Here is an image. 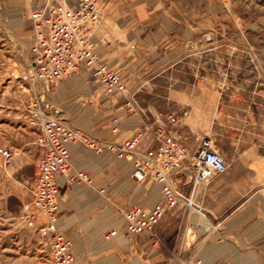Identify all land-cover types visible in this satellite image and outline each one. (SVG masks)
I'll use <instances>...</instances> for the list:
<instances>
[{
  "label": "rangeland",
  "instance_id": "obj_1",
  "mask_svg": "<svg viewBox=\"0 0 264 264\" xmlns=\"http://www.w3.org/2000/svg\"><path fill=\"white\" fill-rule=\"evenodd\" d=\"M69 1L0 0V149L13 153L6 165L0 158V264H54L49 244L39 236L40 222L30 226L23 220V208L34 200L41 159L35 146L38 131L30 125L28 106L36 105L39 115L57 119L102 142L120 144L141 137L138 152L156 146L160 135L175 136L180 126L196 128L194 133L201 142L211 140L213 151L225 161L227 171L216 175L211 184L197 188L195 205H199L196 195L205 193L213 195L206 202L214 206L230 205L225 200L226 192L212 190L227 188L232 180L252 179V190H264V0H98L101 22L95 36L101 41V57L122 77L126 97L106 96L91 73L81 74L85 85L73 88L67 87L71 85L66 80L32 79L30 16L45 4ZM125 98L134 100V111L114 109L119 99L125 103ZM128 116L138 118L134 132L132 127L120 126ZM115 118L120 122L117 134L112 133ZM199 145L186 147L185 182L191 181V157ZM77 149L85 160L82 163L73 158V168L87 170L92 157L111 168L131 171L128 162L115 156L113 159L108 152L97 155ZM121 188L118 216L104 231H121L133 207L148 208L156 203L153 194L159 187L151 181L137 183L132 176ZM110 191L103 198L110 199ZM240 191H250L249 185L243 183ZM243 204L244 199H240L230 208H205L206 214L215 212V228L202 225L200 231L224 234L219 243L236 244L241 252L252 249L264 253L259 242L243 240L240 246L239 241L231 240L244 230L243 226L234 229L243 217L238 211ZM178 209L196 213L193 209ZM194 209L201 212L197 206ZM257 212L259 218L264 217V210ZM160 225L153 233L130 239L127 247L113 246L128 254L114 264L177 263L178 256L168 257L161 252ZM182 228L190 234L194 231L186 224ZM112 243L105 242L109 248ZM202 243L206 244L199 241ZM73 249L77 264H99L104 258L97 251L88 255L86 248ZM201 262V254L191 261ZM219 264L239 263L221 259Z\"/></svg>",
  "mask_w": 264,
  "mask_h": 264
},
{
  "label": "built area",
  "instance_id": "obj_2",
  "mask_svg": "<svg viewBox=\"0 0 264 264\" xmlns=\"http://www.w3.org/2000/svg\"><path fill=\"white\" fill-rule=\"evenodd\" d=\"M98 0H76L64 4H45L36 8L30 20L33 27L31 46L32 71L35 81H64L83 73H91L102 86L106 96H124L127 89L122 77L104 62L93 38L101 22ZM127 112L135 110V102L125 98ZM36 105L28 106L30 125L38 131L35 146L41 152L37 166V183L34 200L23 208V220L30 226L40 222L39 236L49 244L54 264H77L72 242L61 232L60 213L61 182L90 184L85 172L72 166L71 148L79 147L97 155L108 152L117 159L131 164L133 179L137 183L153 182L159 187L162 200L152 208L133 207L125 217L124 227L103 233L105 242L120 234L130 238L153 233L169 212L178 208L194 209V195L201 185H209L214 177L227 171L225 161L213 151L211 140H203L192 153L191 193L183 192L180 178L185 172L188 149L172 135H160L158 144L145 152H138L141 137L120 144L102 142L98 138L70 128L63 122L39 115ZM112 133L117 134L119 120L112 119ZM174 120H172V123ZM0 158L6 165L13 153L0 149ZM111 185L99 188L100 195H107Z\"/></svg>",
  "mask_w": 264,
  "mask_h": 264
},
{
  "label": "crops",
  "instance_id": "obj_3",
  "mask_svg": "<svg viewBox=\"0 0 264 264\" xmlns=\"http://www.w3.org/2000/svg\"><path fill=\"white\" fill-rule=\"evenodd\" d=\"M93 41L102 55L101 41L96 38L95 35ZM82 77L83 76L80 75L66 80L71 86H67L66 83L65 88L66 86L73 88L85 85V80L83 81ZM68 93L70 94L71 92L69 91ZM123 103L124 100L119 99L118 106L114 105V109L123 110ZM128 117L121 120L120 126L122 129H127L126 126L132 127L131 132H134L133 128L136 129L138 126V118L135 116ZM129 124L131 126H129ZM194 129L196 130V128ZM194 129L191 126H180L177 129L175 136L186 147L190 144L198 145L201 141L199 135L194 133ZM77 148L78 147L71 148V160L73 161L74 158L76 161H82L83 163L85 158L79 156V150ZM85 151L94 153L89 150ZM109 155L114 159V155ZM91 159V164L87 167V170L74 168L76 171L85 172L90 175L92 180L90 185L82 183L81 185L72 186L73 184L61 182L58 225L60 230L72 241L73 248H86L88 255L97 251L101 257H104L100 260L99 264H114L120 262V257L127 256L128 254L124 251V249L114 248L113 246L121 245V247H127L129 246L130 239L133 238L126 235L118 236L113 240V243L111 244L112 248H109L107 247L108 244H105L103 233L105 232L104 230L107 228V225L113 224L114 218L118 216L119 201L122 200L121 193L123 192L121 184L132 179L133 169L130 163L131 171H125L120 168H111L105 161H99L98 159H94L92 157ZM186 176L187 173L183 172L180 182L183 187V192L189 196L191 193V186L189 182H185ZM244 176L254 178L256 175L245 174ZM243 183H246V185H249L250 187V191H247L244 194L240 191ZM253 183L254 180L252 179L250 181L247 179L245 181L237 179L230 181L227 184V188L212 190V192L216 193L226 192L228 196H226L225 200L230 202V205L214 206L211 201L206 202V199L208 198V200H210L213 195H207L206 193L204 195H196V201L199 203L197 207L201 210L202 214L205 215V218L208 219L210 223L209 225H211L212 228H215L214 217L216 214L214 211H210V214H206L205 208H209L211 210L219 207L230 208L240 199H244L243 206L238 210L241 211L240 213L243 214V217L234 227V229L241 230V226H243L244 230L241 235L235 233L233 235L234 238H231V240L233 239L234 241H239L238 245L240 246L243 240L252 243L259 242L263 245L262 247L264 250V217L260 216L259 218V213L257 212L258 209L264 210V190H252L254 189V186H252ZM108 184L112 186L109 193L110 199L103 198L104 196L98 193V188ZM215 185L216 184L214 183V186ZM63 191L66 192L63 193ZM153 198L156 200V203L147 206L148 208H152L161 202L162 196L159 188L154 192ZM135 199L137 201V198ZM205 202L206 207H204ZM197 217L198 216H195L192 212L188 214L187 210L176 209L171 211L161 223V252L168 257H179L178 262H173L172 264H192L191 261L193 258L200 254L202 258L201 264H219L221 259L230 263H233V260H235L239 264H262V257L264 256L262 251L258 253L250 249L248 252H241L236 244H227V246L220 244L219 242L223 237L225 238V235L216 233L213 230L212 232L202 233L200 231L202 225L195 223ZM185 224L187 226L194 227L192 234H190L187 230H182V227ZM164 230L165 233H163ZM199 241H205L206 244L202 243L200 245ZM168 242H171V244L168 245ZM261 249L262 248H260V250Z\"/></svg>",
  "mask_w": 264,
  "mask_h": 264
},
{
  "label": "bare ground",
  "instance_id": "obj_4",
  "mask_svg": "<svg viewBox=\"0 0 264 264\" xmlns=\"http://www.w3.org/2000/svg\"><path fill=\"white\" fill-rule=\"evenodd\" d=\"M186 175V174H185ZM188 181V180H187ZM195 202V201H194ZM197 206V205H196ZM196 213L195 216H198L197 219L195 220L196 224H200V225H205L208 226L209 225V221L207 218H205V215H203L200 211H196L195 209H193ZM192 211V210H191ZM194 217V216H193ZM195 218V217H194ZM194 223V221H193ZM192 224V223H191ZM210 226V225H209ZM208 226V227H209ZM207 228H205L206 230Z\"/></svg>",
  "mask_w": 264,
  "mask_h": 264
}]
</instances>
